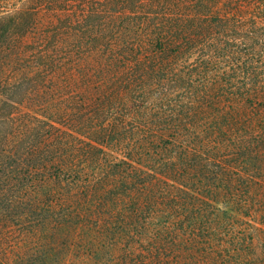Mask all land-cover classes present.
<instances>
[{
	"label": "trees",
	"instance_id": "trees-1",
	"mask_svg": "<svg viewBox=\"0 0 264 264\" xmlns=\"http://www.w3.org/2000/svg\"><path fill=\"white\" fill-rule=\"evenodd\" d=\"M46 1L49 15L75 6L66 19L82 38L67 44L88 53L63 76L54 33L32 71L49 85L16 102L21 74L0 91V264H70L60 248L77 242L139 247L147 264L240 256L204 218L179 215H236L239 173L264 164V0ZM32 18L0 19V52ZM83 215L112 226L94 221L82 240Z\"/></svg>",
	"mask_w": 264,
	"mask_h": 264
},
{
	"label": "rangeland",
	"instance_id": "rangeland-1",
	"mask_svg": "<svg viewBox=\"0 0 264 264\" xmlns=\"http://www.w3.org/2000/svg\"><path fill=\"white\" fill-rule=\"evenodd\" d=\"M94 1L98 4V7H101L100 1L104 0ZM50 8L51 5L46 0H0V19L18 13L26 14L31 12V15H34L32 19L35 20L31 32L24 37L14 39L13 42L17 44V47L13 52L18 50L17 54L9 57V54L13 52H9L6 49L0 52V75L4 78L0 85V91L5 90L6 86L4 85L8 86L11 81L16 79L18 82L22 78L16 89L17 93L13 94L16 102L22 99L27 100L30 92H34L39 88L43 89V86L49 85L48 82L42 81L50 80V73L46 74V70H42L40 76L42 81H37L32 71L45 67L43 65H45L46 60L39 55V51H41L39 48L44 47L52 39L54 33H56L57 39L60 37V39L65 40L64 43L66 44L74 43L75 39L82 38L81 28L83 26H79V24L73 25L76 21L70 22L69 19H66L68 15H74V5L67 6V10L64 12L55 10L49 15ZM98 14L102 17V22H99V24L103 25L105 23L103 19L108 16V13L103 10ZM43 34L47 35V37L44 38ZM62 49L63 51L56 53L52 58L55 63L64 67L62 75L65 76L66 73L70 74L72 72L70 69L75 67L82 54L83 58L87 55L88 50L84 51L83 48H81V51L75 50L69 44L65 48L62 46ZM86 59L89 60V56ZM21 74L24 75L19 78ZM64 90L67 91V86ZM65 95L67 97L69 95L68 92L62 96L64 97ZM239 178L241 179L240 181H243L244 186L243 189L240 188L237 199L241 200L244 208H233L232 204H227L226 202L220 204L224 209L232 207L234 209L233 214L236 215H179V218L183 224H186L187 219L204 218L208 222L210 229L214 227L215 230L211 233L215 237V242H213L215 246L222 239V245L225 246L227 253L230 252L232 255L237 252L240 255L227 259L226 264H264V164L259 170L244 169L243 172L239 173ZM193 208L191 206L190 212ZM96 219L91 217V215H83L82 218H77L76 222L80 223V225L77 230H73L76 231L75 236H79L81 239L87 238L93 228L94 221L97 223V227L103 224L112 226L104 215L99 220ZM196 227L192 228L191 236L198 234L199 225H196ZM209 228L208 231L210 230ZM103 232L105 231L101 228L99 230L100 237ZM69 237H72V233H70ZM230 239H233V242ZM76 244L74 245L75 247H72V245L70 249L61 246V253L65 256L68 255V260L63 259L61 262L68 261L70 264H147L149 262V260L145 262L142 257L143 254H141L142 249L139 247L134 251L124 250L121 247H118L115 251H110L107 246L101 249L93 247L95 253L92 251L85 252L82 250L83 244L78 242ZM64 249L69 251L66 252ZM182 249L184 250V247ZM88 254L92 259L88 257ZM196 258L200 260L199 256H196Z\"/></svg>",
	"mask_w": 264,
	"mask_h": 264
}]
</instances>
